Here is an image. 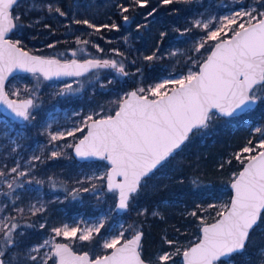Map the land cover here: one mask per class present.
Masks as SVG:
<instances>
[{
  "label": "snow or ice",
  "instance_id": "obj_1",
  "mask_svg": "<svg viewBox=\"0 0 264 264\" xmlns=\"http://www.w3.org/2000/svg\"><path fill=\"white\" fill-rule=\"evenodd\" d=\"M176 2L188 3L191 0H160L162 5ZM19 3L20 0H0V103L15 116L30 122L35 119L31 110L36 107L33 98H10L20 95L19 90L11 92L5 85L9 74L15 69L36 75L37 89L41 76L44 80H52L62 76H80L90 69L112 68L122 76L144 75V68L135 67V72L129 73L124 63L116 60L87 59L81 63L73 59L62 62L57 58L30 55L23 50L21 40L9 38L14 29L23 27L19 23L20 14L13 15L12 12ZM91 6L90 3L77 4V11L70 14L58 3L41 5L47 13H55L69 20L66 26L86 25L94 33L101 29L119 30L120 25L115 21L97 25L91 19L76 18L79 9L83 8L87 12ZM114 6L127 24L132 20L127 13L136 8L148 7L149 0H129L127 4L118 3ZM31 7L34 10L36 5ZM156 11L157 8L148 11L145 20ZM44 27L51 28L49 24ZM145 27L147 24L136 25L137 31ZM194 29H201L203 35L198 40L193 38L189 51L195 55L187 56L186 71L175 70L159 82L125 93L116 102L114 114L94 119L93 116L97 114L93 112L83 118L82 126L54 132L46 130L48 144L53 149L46 159L60 158L64 155L63 147H68L81 160L98 158L108 162V169L100 176L85 178L87 187L83 186L85 181H77L81 187L72 190L74 199L81 192H91L99 199L104 189L93 181H106V190L117 196L116 207L129 209L156 172L166 168L183 151L191 137L208 128L215 117L244 113L258 101H264V0H254L253 4L247 6L240 5L237 10H230L222 16L199 13L189 26L175 28L174 31L185 36L193 33ZM165 35L164 32L160 33L161 38ZM89 42L76 37L77 44L87 45ZM48 47L53 45L49 44ZM95 47L99 48L98 45ZM159 51L157 45L150 55L143 56L149 70L152 62L161 59ZM204 52L208 54L205 56ZM72 54L75 56V51ZM169 55L175 53L170 52ZM131 63L135 66L136 61ZM112 82L109 80L108 85ZM169 85L172 87L169 88ZM101 87L107 85L102 84ZM78 90L73 89L72 84L65 83L57 95L65 96ZM254 132L259 134L258 143L249 139L247 145L234 154L242 170L233 173L231 188L234 194L230 201L219 205L209 203L207 207L196 204L192 211H186L185 215L195 217L199 222V237L191 246L182 249L177 246L178 241L163 236L154 264H176L177 256L182 257V264H235L234 257L248 249L255 230L264 226V126L256 127ZM76 133L82 135L78 142L63 147L56 143L65 137H75ZM44 159L41 155L33 154L24 169L18 161L13 167H0V183L8 189L3 195L10 198L13 205L20 199L17 189L24 188L20 178L29 175L30 170L36 167L35 162L42 163ZM226 163L230 164L231 160ZM220 167L223 168L224 164ZM179 182L183 183L182 180ZM209 209L215 211V222H208L200 214L208 213ZM15 211L22 214L24 209L15 208ZM29 211L35 215L45 209L43 204L40 207L32 205ZM147 213L148 209L142 208L138 215L146 216ZM152 215L159 216L160 213L153 211ZM16 221L17 217L11 215L0 219V264H11L8 253L13 250H19V264H48L49 260H53L54 264H153L142 258L145 233L141 226L130 225L124 229L121 225L118 234L103 241V249L110 252L90 258L87 252L77 255L68 244L53 242L59 236L91 242L94 234H99L104 227V217L84 228L69 227L68 224L52 227L51 233L54 235L50 239L30 246L24 244L25 232L19 230L20 224ZM27 227L34 225L27 224ZM45 227V223L39 224L40 229ZM129 231L131 238L126 239L125 233ZM176 231L179 232V229ZM45 248L48 251H42ZM258 260L259 264H264V248L259 250Z\"/></svg>",
  "mask_w": 264,
  "mask_h": 264
},
{
  "label": "trees",
  "instance_id": "obj_2",
  "mask_svg": "<svg viewBox=\"0 0 264 264\" xmlns=\"http://www.w3.org/2000/svg\"><path fill=\"white\" fill-rule=\"evenodd\" d=\"M31 2L36 4V8L29 9L27 15V6ZM47 2H52L54 5L58 3L70 14L77 11V4L90 3L92 6L87 12L83 8L79 9V15L76 18H88L97 25L115 21L120 25L119 30L101 29L100 32L94 33L86 25L66 26L69 25V20L55 13L49 14L41 7ZM128 2L129 0H28L27 2L20 0L13 11L20 14L19 23L23 27L16 28L11 34V39L21 40L22 47L31 52L60 60L89 57L101 59L116 55L124 63L128 72L133 73L135 67L145 69L142 81L136 84L146 86L159 78L161 72L155 68L167 63L168 60L167 57H161L160 60L152 62V68L149 70L148 62L143 60V56L150 55L156 50L157 45L161 50L166 42V35L161 38L160 33L164 32L168 35L170 33L172 37H176L177 33L171 25L179 22L181 28L187 27L193 14L189 9H183L184 2L162 5L160 0H149L148 7L129 11L127 15L132 17V20L125 24L114 5ZM152 8H157L156 13L145 20L146 13ZM174 9L178 11L174 12ZM168 15L171 17L170 23H160ZM37 17L42 19L34 22ZM45 24H49L51 28H45ZM128 24H131L129 29L135 30H137V24H147V27L139 30L140 38L135 37L129 46L121 40L129 30ZM76 37L90 42L87 45L77 44ZM49 44L53 47H48ZM179 45L181 46L177 44ZM73 51L76 53L75 57L72 54ZM117 52L123 55H118ZM207 54L204 52L205 56ZM187 55L188 53L185 56ZM191 55L195 54L191 53ZM133 60L136 61L135 66L131 63ZM91 72L78 78H86ZM18 75L36 76L33 73L17 74L12 78ZM54 81L63 82L64 80H44L38 90L27 88L25 85L28 84L21 82L19 97L13 96L34 98L36 107L31 110L32 115L35 116L34 120L23 123L14 121L5 116L0 109V167L10 168L18 161L24 169L33 154L45 157L42 163L35 162L36 167L30 170L29 175L20 178V180L28 179L31 183L26 184L22 189H17L20 199L15 201V205L10 198L3 195V192H7L8 189L5 184L0 183V219L10 215L16 216V222L20 224L19 230L25 232L24 244L28 246L39 243L52 234V227H58L70 221L73 223L79 213H96L107 202L114 206L117 202L116 194L106 190L105 182L101 183L105 194H101L99 199L91 192H81L75 199L73 198L72 190L81 187L77 181H85V179L81 180L80 171L88 162L77 160L73 155V149L63 147L66 145L63 140L56 143L63 147L64 155L58 159H46L47 154L53 150L48 144L46 122L48 113L55 106L57 99L53 87ZM108 81V76H104L103 83L86 85L82 99L75 104L85 106L89 104L90 107L95 106L98 109L102 103V113L113 114L117 110L116 102L124 96L128 87L120 81L113 80L108 85ZM102 84L107 87L102 88ZM6 88L15 92V88H9L7 84ZM258 126H264V101H258L255 108L237 116L215 117L208 128L191 137L183 151L175 156L166 168L156 172L155 176L147 182V186L136 196L133 205L126 212L119 214L124 218L127 228L130 225L143 228L145 235L142 240V256L146 260L154 264L158 250L162 246L163 236L176 241H186L188 246L197 240L200 235L199 222L195 217L185 215L186 211H192L196 204L207 207L209 203L219 205L218 202L221 199L230 201L233 173H238L242 169V165L234 159V154L240 152L249 139H252L254 143L258 142L259 134L254 132ZM228 160H231L230 164L226 163ZM221 164H224L223 168L220 167ZM180 180L183 183H180ZM36 181H42V183L37 184ZM83 186L87 187L88 183L85 181ZM41 204L45 211L32 215L29 211L32 205L40 207ZM15 208H23L24 212L18 214ZM142 208L148 209L146 216L138 215ZM153 211H158L160 215L153 216ZM115 212L117 213V210ZM200 214L204 215L208 222L215 220V211L212 209H209L208 213ZM41 223L46 224L44 229L39 228ZM27 224H32L34 227H27ZM176 229H179V232ZM103 233L104 230L99 233V236ZM130 233V231L127 232V234ZM59 239L68 241L66 238L59 237ZM96 245V240L72 244L75 250L87 251L93 258L105 253ZM164 247L167 248L166 245ZM263 247L264 226L255 230L248 249L234 257L235 264H259V250ZM19 255V250L8 253L11 264H19Z\"/></svg>",
  "mask_w": 264,
  "mask_h": 264
},
{
  "label": "rangeland",
  "instance_id": "obj_3",
  "mask_svg": "<svg viewBox=\"0 0 264 264\" xmlns=\"http://www.w3.org/2000/svg\"><path fill=\"white\" fill-rule=\"evenodd\" d=\"M28 0H25L27 2ZM254 0H191V2L185 3L183 9H189L192 11L193 18H196L199 13H210L211 15H216V16H222V15H227L230 10H237L240 5H251L253 4ZM182 3V2H181ZM35 4L34 2H31L29 6H27V15H28V10L31 9L32 5ZM36 5V4H35ZM36 8V7H35ZM15 15L17 13H14ZM166 20L163 19L160 21V23L164 24H169V19L171 17L165 16ZM192 18V19H193ZM42 19V17H37L34 22H38ZM187 19V18H186ZM191 20V19H190ZM131 22V21H130ZM131 27V24H128V29ZM171 27L175 28H181V24L179 22H176L175 24L171 25ZM183 29V28H181ZM203 35V31L201 29H194L193 33L181 36L177 33L176 37H172V35L166 34L165 36V41L168 43H164L162 46V49L160 50V56L161 57H167V63L163 64L162 66H158L155 68V70L161 72L159 75V78L154 81L153 83L147 84L146 86L141 84H136L138 81H142L143 79L142 76L140 75H129V76H122L118 74L115 69L112 68H100V69H94L92 70L91 74L87 76L86 78L80 79L78 76L75 77H70L68 79H64L63 82H57L54 81L53 87L54 91L57 94L61 88L64 87L65 83H70L72 84L73 89H79L78 91H74L68 95L65 96H60L57 95L56 103L55 106L50 109L48 116H47V131H60L64 129H71L74 126H82L81 121L83 118L87 115L93 114L95 112L97 115H94L93 118H98V117H104L106 114L102 113L101 106L102 103L99 105L98 109L93 106L90 107L89 104L87 106L80 104L76 105L75 102L78 100L82 99L83 96V91L88 84L96 85L98 83H103V77L108 76L109 80H113L115 82L120 81L121 84L124 83L125 86L128 87L127 91L125 93H128L130 90L133 88H138V87H147L148 85L154 84L156 82H159L160 80L167 78L169 73H173L175 70H183L186 71L187 67L185 66L186 64V59L187 57L185 56L187 53L188 55H191L192 52L189 51L193 44V38L198 40L200 36ZM125 37H127V40H125ZM136 37V39L140 38V32L135 30L134 28H131L127 31L125 35L122 36L121 40L129 46L130 42H133V39ZM176 40V41H174ZM177 44H181V46H177ZM79 53V51L77 50ZM170 52H174L175 55H169ZM193 54V53H192ZM187 55V56H188ZM75 57V56H74ZM92 57L86 58L84 60L90 59ZM101 60H116L117 62H121L120 58L116 55H110L106 58H101ZM189 67L191 65H188ZM126 70V68H125ZM145 70V69H144ZM127 71V70H126ZM135 70L133 71V73ZM132 73V72H129ZM30 74V73H27ZM21 82H26L25 85L27 88H33L35 90H38L40 86L43 85L44 79L43 77H40V82H39V87L37 89V78L36 76L29 75L25 77L24 75H18L16 78H11L7 86L9 88H15L16 90H19V86L22 85ZM172 87L169 85V88ZM125 93L123 95H125ZM27 98V97H23ZM89 100V99H87ZM75 113H79V115H76ZM86 132V131H85ZM82 135L81 133H76L75 137H65L64 143L65 144H74L79 138H81ZM258 143V142H257ZM255 154V153H253ZM245 156L249 154H244ZM109 165L105 161L101 160H94V161H88L87 164H85L81 168V180H84L87 176H100L103 172H105L108 169ZM22 183H24V186L28 184V179H22L20 180ZM101 181L97 182L96 184L101 186ZM106 183V181H105ZM102 188V187H101ZM99 191V189H98ZM105 192L103 190L102 195H104ZM103 198V197H102ZM229 201L227 199H221L218 203L223 204V203H228ZM116 209V204L115 206L112 205L111 203H106L104 206L96 213L92 214H85L84 212L79 213L75 219V221L72 223L66 222L64 224H68L69 227H75L78 226L80 228H84L90 224L95 223L96 221L99 220V218L104 217V227L101 229L104 230V233L99 236V234H94V240L97 241V247L101 248L103 254L108 253L110 250L103 249L102 244L105 239L111 238L113 235L118 234V232L121 230V225L123 226L124 229H127V225L125 223V220L123 217H121L119 214H121L118 210L117 213L115 212ZM62 226V225H61ZM58 226V227H61ZM100 231V232H101ZM54 235L53 233L46 236L44 239H50L51 236ZM131 236L130 234L125 233V238L127 239L128 237ZM60 238H65L63 236H59ZM59 237L55 238V241L53 243H56L62 239H59ZM196 238V237H195ZM43 239V240H44ZM68 242L71 244L73 243H81V241L77 240H72L69 238H66ZM42 240V241H43ZM41 241V242H42ZM186 242V241H185ZM184 241H178L177 246L181 247L182 249L184 247H188L187 243ZM264 248V247H263ZM42 251H48V248L43 249ZM102 254V255H103ZM53 260H49L48 264H53ZM182 263V257L177 256L176 257V264Z\"/></svg>",
  "mask_w": 264,
  "mask_h": 264
},
{
  "label": "water",
  "instance_id": "obj_4",
  "mask_svg": "<svg viewBox=\"0 0 264 264\" xmlns=\"http://www.w3.org/2000/svg\"><path fill=\"white\" fill-rule=\"evenodd\" d=\"M16 6V5H15ZM14 6V7H15ZM14 7H13V9H12V12H13V15H15L14 14ZM15 31V29L13 30V32ZM13 32H11L10 34H9V38L11 39V34L13 33ZM23 50L24 51H27L30 55H33V56H42V57H44V58H56V57H51V56H46V55H43V54H40V53H35V52H31L30 50H28V49H25V48H23ZM58 59V58H57ZM73 59H75V60H77L78 62H83L84 61V59H77V58H71V59H68V60H61L62 62H67V61H71V60H73ZM90 59H98V58H90ZM99 60H101V59H99ZM92 70H94V69H90L89 71H87V72H83V74L82 75H85V74H87V73H89L90 71H92ZM27 73H31V72H27V71H24V70H22V69H15V70H13V72L11 73V74H9V76H8V80L5 82V85L7 84V82L9 81V79H11L13 76H15V75H17V74H27ZM81 76V75H80ZM70 77H75V76H62V77H60V78H54V79H52V80H64V79H68V78H70ZM7 89V88H6ZM136 88H133L132 90H130L129 92H131V91H133V90H135ZM10 98L11 99H26V98H17V97H13V96H10ZM27 98H33V97H27ZM34 99V98H33ZM258 103V102H257ZM257 103L251 108V109H253V108H255L256 107V105H257ZM0 109L2 110V112H3V114L5 115V116H7L8 118H10L11 120H14V121H18V122H24L25 120H23L22 118H20V117H17V116H15V114L10 110V109H8L4 104H2V103H0ZM250 110V109H249ZM248 111V110H247ZM114 114V113H113ZM240 114H242V113H237V114H235V115H233V116H237V115H240ZM233 116H231V117H233ZM226 117V116H225ZM100 118H102V117H98V118H94V119H100ZM84 134H86V132L84 133ZM82 138V137H81ZM80 139V138H79ZM78 139V140H79ZM78 140L76 141V142H78ZM75 142V143H76ZM73 155H74V157L77 159V160H79V161H82V162H88V161H94V160H99L98 158H91V159H88V160H81L80 158H78V157H76V155H75V153H74V151H73ZM106 162V161H105ZM107 164H108V162H106ZM242 170V169H241ZM240 170V171H241ZM117 179H119V178H117ZM230 188H231V184H230ZM231 191H232V195L234 194V190L231 188ZM232 197V196H231ZM118 202V201H117ZM117 202H116V204H117ZM116 209L120 212V213H123V212H126L127 210H121V209H119V208H117L116 207ZM212 222H215V220L214 221H212ZM128 238H131V236L130 237H128ZM127 238V239H128ZM56 243H66V244H68L69 245V247L73 250V252H75L77 255H82L84 252H87V251H77V250H75L74 249V247L72 246V244L70 243V242H68V241H66V240H60V241H58V242H56ZM191 246V245H190ZM110 252V251H109ZM108 252V253H109ZM88 254H89V257L90 258H93L92 256H91V254L89 253V252H87ZM107 254V253H106ZM142 254V253H141ZM103 255H105V254H103ZM142 258L143 259H145L143 256H142ZM145 261L147 262V261H149V260H146L145 259ZM54 264V263H53Z\"/></svg>",
  "mask_w": 264,
  "mask_h": 264
}]
</instances>
